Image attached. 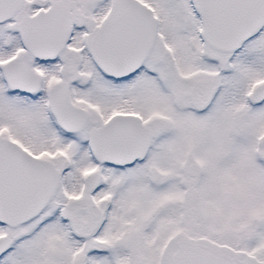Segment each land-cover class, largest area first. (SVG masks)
Segmentation results:
<instances>
[{
  "label": "snow or ice",
  "instance_id": "1",
  "mask_svg": "<svg viewBox=\"0 0 264 264\" xmlns=\"http://www.w3.org/2000/svg\"><path fill=\"white\" fill-rule=\"evenodd\" d=\"M0 264H264V0H0Z\"/></svg>",
  "mask_w": 264,
  "mask_h": 264
}]
</instances>
